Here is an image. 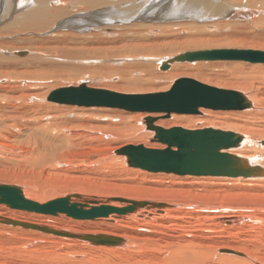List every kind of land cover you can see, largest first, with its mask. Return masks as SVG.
Instances as JSON below:
<instances>
[{"label": "bare ground", "instance_id": "1", "mask_svg": "<svg viewBox=\"0 0 264 264\" xmlns=\"http://www.w3.org/2000/svg\"><path fill=\"white\" fill-rule=\"evenodd\" d=\"M260 11H264V0H0V21L2 22L4 18H12L9 23L0 27V137H4V139L10 137L13 140L20 136V133H24V131L27 133L29 125L37 124L39 126L38 124L42 120L48 122L49 119H40L41 117L38 116L37 112L44 108L46 101L51 102V104L54 103L51 107L52 111L59 109L58 106H55V103L63 106V103L47 100L48 94L54 89L48 94L46 91H37L38 84L35 85L34 83L39 77L51 75L55 79L56 77L70 79L74 75L70 72L76 69L78 71L75 76L77 84L73 85L76 86L83 82L91 86L87 80L81 78L89 77L91 79V77H95L96 72L92 68H102L103 66H94L91 65L93 62L91 64L85 62H90L94 58L109 60V56H113L110 50H113L117 55H121L117 56L118 58L131 60L130 62H124V66H120L118 70L116 68L115 71L121 78L126 76L127 80H131L132 86L138 85L139 82L144 80L142 77L138 79L139 76L132 78L135 73L140 72L141 76L147 77V82H150L149 77L157 79L159 77L156 76L153 70L164 73L169 70L166 76L161 75L159 79L177 76V78H191L195 75L201 82L203 81L208 85L242 92L250 101V106L243 109L212 111L209 108L200 107L199 112H201V115L172 112L173 114L170 113L171 117L174 118L172 122L157 119L154 120L155 122L153 121V124L163 128L173 124L192 130L213 127L241 134L242 141L240 145L228 149V152L246 158L248 163L252 165H258L261 172L254 176L181 175L175 173L165 175L167 172L151 175L149 172L152 171L146 172L147 170L142 169L137 172L135 170L134 172L139 173L141 181H148L146 186L142 182L144 185L139 187H115L116 189H112L110 194L108 192L104 199L95 198L91 193L92 197L91 195H89L90 197H84L85 192L82 191L84 186L79 185L81 183L77 184L78 182L62 186L70 187L68 191H72L64 196H62L61 191L58 192L53 189L54 187L51 192H48L33 188V186L30 187V185L20 187L14 184L0 183V185L18 187L25 199L34 201L39 205H44L62 197L68 198L69 205L75 203L77 207L83 209L102 204L122 207L130 205L131 202H128L130 200L144 201L143 204L130 212H109L106 216L86 218L70 215L66 211L48 212L34 208L25 209L0 202V208L4 205L9 207L7 211L0 210V231L8 232V238L4 237L3 239H9L13 244V246H9L10 249L0 245V264H264V62H248L240 59L184 60L173 61L164 70L160 68V64L165 59L196 50H186L159 58L153 54H142V52L140 54L138 53L139 49H135L130 45L124 47L125 43H129L126 42L128 41L126 38L134 32L143 34L148 42L167 38L165 36L167 35L165 32L168 31L167 27L161 24L156 25L160 22L154 21L169 20L175 23L185 19H194L197 23L199 20H216V23H218L225 21V17H241V21L242 18L248 17L262 21L263 17L256 15ZM170 22L169 26H171ZM167 23L166 25H168ZM133 26L140 28L132 29ZM170 28L172 29V26ZM231 28L233 27L231 26ZM258 36L259 39L256 41L245 42L247 41L245 37L244 42L233 41L234 43L225 45L240 48L214 49L253 47L264 51V33L260 32ZM116 44L120 45L116 46ZM165 44L168 45V43ZM142 45L146 47L147 44L144 42L137 47L143 48ZM163 46L165 45L163 44ZM20 48L26 49L28 52L26 56H23L26 51H17ZM14 52L19 57L15 56ZM6 56H9V58H6ZM45 57L54 58L55 61L61 60L59 62L66 64L74 62L75 67L71 70V66L65 64L62 67H69L70 72L69 69L64 70L62 67L63 70H59L60 63L46 60ZM137 59H140L139 62L142 61L143 64L136 62ZM151 60L155 62V66L150 64ZM217 60L242 61L244 64L250 63L256 66L249 68V70L244 65L235 68L233 65L235 70L232 74L217 75L218 73H212L210 77L206 76V73L201 70L204 67H209V64L203 63ZM27 62L33 64L31 68L17 70L14 67L16 63ZM211 65L217 67L218 64ZM189 70H197V72L190 73ZM115 85V83L107 84L106 89L124 92L123 88ZM45 96L44 105L33 100H44ZM64 105H70L69 108L71 107L70 111L72 112L77 111L80 115L86 113L89 115V118L81 116L77 119L60 120L57 123L52 122L51 119L47 124L49 127L52 128L53 126L58 131L60 127H64L67 129H65L66 132H70H64V139L67 137L71 139L75 136H78L79 139L80 136L89 135L96 138L112 135L129 136L141 130L145 131L140 119L135 123H131V121L127 123V119L124 120L121 114L122 109ZM68 109L65 108L64 110L68 111ZM104 109H114L112 110L114 114L97 115L98 112ZM120 110L121 113L114 112ZM142 113L156 115L151 112H135L134 114L138 118ZM134 114L132 116L135 118ZM29 119L36 122L39 120V122L29 123ZM97 122L105 123L104 126L109 128L103 130V136L98 135L102 129L97 128V125H95ZM70 124H74L76 131L73 130L74 128L67 127ZM21 125L23 127H20ZM86 128L88 130L89 128L94 129L89 134V132L86 133ZM148 129L153 133H147L148 135L145 136L154 138L155 131ZM48 142L43 141V145H47ZM39 143L38 145H40ZM96 143L98 144V142ZM143 145L151 148L165 147L162 143L159 145L156 143ZM94 146L93 149L95 150ZM33 148L37 149L34 146ZM86 148L88 149V147ZM113 148L108 149L107 159L103 156L108 163L120 161L121 164L119 165H122L121 168H123V163L126 162L124 164V166L126 164L128 166V168L126 167L127 170H124L126 173L136 169V167L131 168L126 157L116 154L114 152L116 149L113 150ZM27 150L29 152V149ZM11 151H14V148ZM1 154L2 152H0ZM58 163L60 162L56 161L54 164ZM0 179L14 180L26 184L21 177L16 176V174L13 177L7 172L6 174L0 173ZM60 185H64V183ZM125 192L136 193V197L146 194L144 196L150 199L129 198L126 195L131 196V194ZM56 193H58L57 195L61 193V196H54ZM220 195H227L230 199L227 202L218 201V203H215ZM51 196H54V198L48 200L47 198ZM46 199L48 201H45ZM63 213L67 215L64 221L62 218L66 216ZM6 219L28 223L33 226L13 224L5 221ZM122 225L124 226L121 227ZM103 235L109 238L112 237L113 241H100L98 236ZM92 236L98 238L95 240ZM219 248L226 249L219 252Z\"/></svg>", "mask_w": 264, "mask_h": 264}, {"label": "rangeland", "instance_id": "2", "mask_svg": "<svg viewBox=\"0 0 264 264\" xmlns=\"http://www.w3.org/2000/svg\"><path fill=\"white\" fill-rule=\"evenodd\" d=\"M256 15L260 16V17L262 16L263 20L260 21L257 18L252 19V18L246 17V18H242V21H241V17H239V18L238 17H232V18L225 17V19H224L225 21H221L218 23H216V20H213V21H211V20L210 21L199 20L197 23L194 19H185L183 21H177L175 23L170 22L169 20L154 21V22H160V23H156V25L161 24L162 26L167 27L168 31L165 32V34H167V35H165V36H167V38L158 39L155 41H149L148 42V40L144 38L143 34H137L136 32H134L131 35L129 34L130 36L128 35V37L126 38V40H128V41H126V40L125 41L129 42L130 44L125 43L124 47H127V45H130V46H133L135 49H139L138 53H140V54H141V52H142V54H153L159 58L167 56V55H173V54H176L177 52L180 53V52H183L186 50H201V49H214V48H240V47H234V46H230V45L227 47L225 45L230 44V43H234V42H238V41L244 42L245 39H247V41H245V42H251V40L256 41L257 39H259L258 33H260V32L264 33V28H263V26H264V24H263L264 23V11H260V13H257ZM11 19L12 18H10V17L4 18L2 20V22L0 21V27L9 23L11 21ZM228 20H230V21H228ZM232 20H234V21H232ZM165 22L166 23L168 22L167 23L168 25H166ZM169 22L172 26V29L170 28L171 26H169ZM213 22H215L216 24H214ZM172 24H174V25H172ZM224 25H226V26H224ZM227 25L229 28L227 27ZM231 26L233 28H231ZM138 28H140V27H138V26L132 27V29H138ZM233 33H234V35H233ZM248 37H251V38H248ZM128 38L131 40H129ZM144 42L149 47L147 45H146V47L144 45H142L143 48L137 47L138 45L143 44ZM165 43H168V45ZM163 44L165 46H163ZM119 45L120 44H116V46H119ZM133 47H130V48L134 49ZM151 48H154V49H151ZM246 48L251 49L253 47H245V49ZM156 50H158V51L156 53H154ZM17 51H26V49L20 48ZM110 51H112L113 56L112 55L109 56V60L108 59L104 60L103 58L102 59L101 58H94L90 62H85L86 64H91L93 62L91 65H94V66H98V65L100 66L101 65L105 69H102L103 67L102 68L101 67L100 68H92L94 70V72H96L95 77L93 76V77H91V79L89 77H83L81 79L87 80L88 84L91 85L92 87L106 88V87H108L107 84L115 83L116 84L115 86L123 88V91L125 93H148V92H159V91L167 90L170 87V85L172 84V82L178 77V76L172 77V78L165 77V78L159 79L161 75L166 76V74H168L167 71H169V70H167L165 73L161 72L159 70H153L154 73L156 74V76H159V77H158V79L154 78V77L153 78L149 77L150 82H147V77L141 76L142 74H140V72H139V73H135L134 75H132V78H134V77L137 78L139 76L138 79L142 77V79H144V80H142V82H139L140 84L132 86L130 83L131 80H127L128 78H126V76L121 78L119 76V74L116 73V71H115L116 68L118 70V68H120V66L121 67L124 66V62H130L131 60L130 59H122L121 57L118 58L117 56H121V55H117L113 50H110ZM16 52H14V55L19 57V55H17ZM27 53L28 52L26 51L25 55H23V56H26ZM23 56H21V57H23ZM94 57H96V56H94ZM6 58H9V56L8 57L6 56ZM45 58H47V57H45ZM115 59L121 60V61H117ZM46 60H50V61L54 62L56 59L47 58ZM59 61H61V60L55 61V62L60 63V67H58V69L59 70H63V69L68 70L69 69L68 71L70 72L69 67L68 68L66 66H64L65 68L62 67V65H65L66 63H62ZM139 61H140V59H137L136 62L142 63V61L141 62H139ZM151 61L152 62L150 64L155 66V62L153 60H151ZM143 62H144V60H143ZM210 63L211 64L217 63L218 65H217V67H214V65H211ZM235 63H236V65H235ZM183 64H185V63H183ZM200 64H202V63H200ZM203 64H209V67H204L201 70V71H203V73H206V76H208V77H210L212 73H214V74L218 73L217 75L232 74L233 71L235 70V69H233V65H234V68L236 66H239V65H244V67L248 68V69L253 68V66H256L255 64H250V63L244 64V62H242V61H233V60H229V61L228 60L205 61V63H203ZM248 64H249V67H248ZM32 65L33 64L29 63V62H27V63H16L14 67L17 68V70H23V69L31 68ZM66 65L71 66V70H73L75 67L74 62L68 63ZM245 65H247V66H245ZM112 66H114V67H112ZM189 71H190V73H196L197 72V70H189ZM54 72H56V71H54ZM77 72L78 71L76 69H74L73 72L71 71L70 73L74 74V75H72L73 77L69 76V77H72L70 79H66L67 77H65V78L63 77L64 79L63 78L60 79V78L56 77V79H57L56 80L55 77L51 76V75L42 76L41 78L39 77V79H37L38 81L36 80V82L34 84L39 85V87L37 85V88H38L37 91L38 90H39V92H43V91L45 92L46 91V93L48 94L51 90H53L55 88H59L61 86L62 87L69 86L70 84L71 85L77 84L76 77H75L78 74ZM99 73L102 75H100ZM74 77H75V79H74ZM191 78H194L198 81L200 80L195 75H194V77H191ZM48 79H51V80H48ZM124 81H125V83H124ZM200 82H201V80H200ZM128 83H130V85H128ZM202 83H203V81H202ZM205 84H207V83H205ZM39 88H41V89H39ZM121 91H122V89H121ZM47 94H46V96H47ZM46 96L44 97V100L43 99L42 100L33 99V100H35V102L40 103V104L43 103V105H44L45 104L44 102L46 101ZM48 102L46 101V105L48 104ZM53 104H51V102H49V104L47 105L48 107L45 105L43 109H40L41 112L37 111L38 116L41 117L40 119H42V118L44 120L49 119L48 122L42 120L38 124L39 126H37V124L31 125L32 127L29 125V129H31V130L28 129L27 133H25V131H24V133L23 132L20 133V136H18L20 138L16 137L12 140L10 137H7L5 139H4V137H0V152H2V154L0 155V173L6 174V172H7V174L12 175L13 177L16 174V176L21 177L25 181L26 184H22V182L20 183V182H17L14 180H8V179H0V183L14 184V185H17L20 187L21 186L24 187V185L28 187L30 185V187L33 186V188L48 191V192H51L52 188L54 187L53 189H55L58 192L61 191L62 196H64V195L70 194L72 191L71 190L68 191V189H70V187H62V186H65V184H68V183H73V182L77 183L78 182L77 184L81 183L79 185H81L82 187L84 186L82 188V191L84 190L83 193L85 192L83 194L84 197H90L89 195L92 194V195H94L95 198H100V199L106 198L105 196L110 194L112 189H116L115 187H119V186H122V187H125V186L126 187H134V186L139 187V186L144 185V184H145L144 186L147 185L146 182H148V181H143V180L141 181V179L139 177V173H137V172H139V170H142V169L136 168L132 172H128V171H127V173L124 172V170H127V168H128L127 164L124 166V164L126 162L123 163L124 169L121 168L122 165H119V164H121L120 161L119 162L115 161V163H108L106 160L107 159V155H106L107 151L110 147H114L113 150H115V149L120 148L126 144H151V143H156L157 145L161 144L160 142L154 141V140H152V138H150V137L147 138V136H145V135H148L147 133H150V132L153 133V131H151L147 127H145L146 126L145 118L147 116H151L154 118V120L158 119V120H165L167 122L168 121L172 122V120H174V118L171 117V114H173V113H171L168 116L164 113H161V112L154 113L156 115H148V114L145 115L142 113L140 117L136 118V115L134 114L135 112H129V111L123 110L121 113V110L120 111H114V112H118V113L120 112L123 115L124 120L127 119L126 120L127 123H130V121H131V123H135V122H138V119H140V122H142L144 125L145 131L141 130L140 132H138L134 135L130 134L129 136L128 135H122V136L121 135H112V136H107V137L104 136L103 138H96L94 136L91 137L89 135V136H85V137L80 136L79 139H78V136L72 137L71 139L69 137H67V138L65 137L66 139H64V134L68 132V131L66 132L67 129L64 127H60V130L58 131L57 129L55 130L53 126H52L53 129H52L51 127H49L47 125L49 123V121H51V119H52V122L57 123V122H60V120L62 121L64 119H74V118L77 119L78 117L81 118V116H83V118H89L88 117L89 115L87 113L80 115L79 112H77V111H74V112L70 111V108H71V107L69 108L70 105H66L67 106L66 107L63 104V106H64L63 107L62 104L59 105L57 103H55V106L56 107L58 106V108L59 109L61 108V110L57 109L56 111H54V110L52 111L51 107L53 106ZM49 105H51V106H49ZM71 106H73V105H71ZM65 108L66 109L69 108L68 111L64 110ZM42 110H43V112H42ZM112 110H114V109H112ZM112 110L111 109L110 110L104 109V110H101L100 112H98L97 115L100 116L101 114H106V113H107V115L114 114L112 112ZM209 110L216 111L213 109H209ZM47 111H49V112H47ZM75 112H76V114H74ZM132 113L135 115L136 119L134 118V116H132L133 115ZM193 115H201V112H198V113L193 114ZM94 116H96V115H94ZM128 116H130V117H128ZM52 117H54L55 120H53L54 118H52ZM30 119L28 120V121H30L29 123H38L39 122V120H37V122H36V121L30 120ZM44 123H46V124H44ZM40 124H42V125H40ZM95 125H97L98 129H102V131H100L98 135L103 136V133H104L103 130H105V128H106L104 126L105 123H98L97 122V124H95ZM172 126H175V125L170 124V125H167L166 128L172 127ZM20 127H23V126L21 125ZM67 127L74 128V124H70ZM48 129H49V131H48ZM50 129H52V130H50ZM62 129H63V131H61ZM86 129H87V130H85L86 133L89 132V134H91L94 128L93 129L89 128V130H88V128H86ZM40 130H41V132H40ZM73 130H75V128ZM56 131H58L60 135ZM69 131H72V130H69ZM106 131H108V130H106ZM37 132H38V134H36ZM50 132L53 136L50 134ZM143 132L146 134H144ZM43 133H45V134H43ZM68 133H70V132H68ZM46 135H48V136H46ZM44 136H45V138H44ZM32 137L34 140L32 139ZM88 137H90V138H88ZM86 138H88V139H86ZM88 140H89V142H87ZM90 140H91V142H90ZM94 140H95V142H94ZM43 141H45V142L49 141V142L47 145L45 144V146H44ZM63 141H65V142H63ZM137 141H139V142H137ZM37 142L38 143L40 142L39 143L40 145H38ZM96 142H98V144ZM33 144H35V145H33ZM81 144L83 147L81 146ZM32 145L34 147H37V149H35V148L32 149V147H33ZM90 146H92V147H90ZM93 146H94L96 151L93 149ZM164 146H166V145L164 144ZM86 147H88V149ZM13 148H14V151H11ZM27 149H29V152ZM4 150H6V151L4 152ZM40 151H42V152L40 153ZM101 158H102V161H101ZM56 161H59L60 163L54 164V163H56ZM131 168H133V167H131ZM58 170H61V171H58ZM135 170L137 172H134ZM144 171H146V170H144ZM146 172H149V171H146ZM135 173H137V174H135ZM149 173L151 175H157V174H162L163 172H149ZM167 174L168 173H165V175H167ZM171 174H173V173H171ZM85 175H87V176H85ZM76 179H79L80 181L76 180ZM65 180L67 183L65 182ZM142 182H144V184H142ZM63 183H64V185H60ZM85 185H86V187H85ZM106 185H108V186H106ZM114 185H116V186H114ZM60 188H62V189H60ZM61 193H59V195H57L58 193H56L54 196L59 197V196H61ZM125 193H127V192H125ZM127 194H131V196L126 195L129 198L130 197L134 198V199H136V198L137 199H139V198L143 199L144 198L145 200L150 199V198L144 196L146 194L141 195L140 197H136V193L128 192ZM92 195H91V197H92ZM54 196L48 197L47 199L50 200V199L54 198ZM47 199L45 201H48ZM229 199L230 198L227 195L226 196L220 195V197H218V199L215 201V203H218V201L219 202H222V201L227 202V200H229ZM1 209H2V211H7L9 209V207L4 205L0 208V210ZM64 216H66V217L62 218L63 221L66 220V218H67V215L64 214ZM120 224H122V223H120ZM123 226L124 225H122L121 227H123ZM2 232L0 231V245H2L4 248L6 247V248L10 249L9 246L10 245L13 246V244L11 243V241L9 239H7L9 236L8 232L7 233L3 232L4 234ZM4 237H7V238L3 239ZM89 244H90V242H89ZM116 246H118V245H116ZM223 249L225 250L226 248H223ZM223 249L219 248L218 250H219V252H220V250H221V252H223L222 251Z\"/></svg>", "mask_w": 264, "mask_h": 264}, {"label": "water", "instance_id": "3", "mask_svg": "<svg viewBox=\"0 0 264 264\" xmlns=\"http://www.w3.org/2000/svg\"><path fill=\"white\" fill-rule=\"evenodd\" d=\"M240 59L248 62H264V51L257 49H202L180 53L161 62L167 69L173 61ZM47 100L78 106L112 107L129 112L198 113L200 107L213 110H239L250 106L248 98L234 89L218 88L194 78L179 77L165 91L125 93L106 88L91 87L85 83L59 87L51 91ZM154 118H145L147 128L155 131L154 141L164 148H151L143 144H126L115 150L126 157L131 167L152 172L196 175L250 176L260 172L258 165L248 163L244 157L228 152L242 141V135L231 130L205 127L187 129L180 126L163 128L153 124ZM264 143V141H263ZM0 202L14 207L34 208L50 212L66 211L76 217L106 216L110 212L125 213L136 209L144 201L130 200L131 204L117 207L110 204L92 206L89 209L68 204L62 197L44 205L25 199L16 186L0 185ZM13 224L33 226L6 219ZM66 234V233H63ZM100 241L112 242L113 238L98 236ZM92 236L95 240L98 238ZM111 240H109V239Z\"/></svg>", "mask_w": 264, "mask_h": 264}]
</instances>
